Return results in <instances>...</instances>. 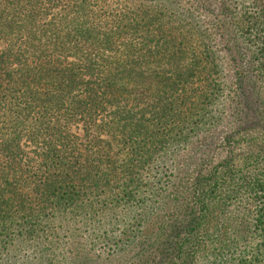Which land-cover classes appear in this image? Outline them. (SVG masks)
Returning <instances> with one entry per match:
<instances>
[{
    "label": "trees",
    "instance_id": "16d2710c",
    "mask_svg": "<svg viewBox=\"0 0 264 264\" xmlns=\"http://www.w3.org/2000/svg\"><path fill=\"white\" fill-rule=\"evenodd\" d=\"M152 1L158 3L154 8L95 13V0H0L1 230L26 217L23 189L30 175L36 177L29 185L42 199L41 208L72 209L93 194L101 197L98 204L116 203L122 194L114 192L116 176L130 174L132 165L146 166L171 138L181 147L190 131L198 135L220 124L209 112L202 117L190 112L184 120L175 114L220 99L223 87L214 85L207 93L199 80L217 58L215 38L199 16L175 14L180 0ZM193 3L194 12L205 10L204 19L224 44L239 37L250 48L249 62L264 84V0ZM228 3L241 13L231 14ZM185 28L189 36L199 33L207 50L200 46L180 69L175 66L185 36L176 31ZM237 71L244 77L242 68ZM242 119L240 133L264 135L258 129L263 112ZM258 147L249 148L241 164L229 157L189 178L182 174L189 190L179 194L174 188L163 206L145 211L140 225L154 218L152 231L129 237L114 264H264V147ZM121 154L125 164L117 166L114 157ZM129 183L134 193L128 200L141 181ZM172 184H163L162 192ZM244 200L241 214L224 218L230 205ZM251 235L256 244L249 247Z\"/></svg>",
    "mask_w": 264,
    "mask_h": 264
},
{
    "label": "rangeland",
    "instance_id": "374dc122",
    "mask_svg": "<svg viewBox=\"0 0 264 264\" xmlns=\"http://www.w3.org/2000/svg\"><path fill=\"white\" fill-rule=\"evenodd\" d=\"M219 4L217 2L214 4L215 11ZM148 5L154 8L158 3L152 0H148V3L147 0H95V13L101 8L129 13L139 6ZM178 6L175 14L179 17H182L183 13L199 16L203 22L200 24L204 25L203 29L215 38L212 43L218 51L217 58L214 65L213 63L210 67L207 65V70L199 80H204L201 81L202 86H208L207 93L209 89L214 90V85L223 87V93L216 102L212 101V105L208 103L201 105L199 102L198 109L176 110L175 114L184 120L183 115L190 112L194 113V117L198 114L202 117L209 112L212 116L221 118L220 124L198 135L190 131L186 144L181 147L174 142L175 138H171L169 142L163 143V147H157L161 151L146 166L132 165L130 174L116 176L112 181L114 192L119 190L122 192L120 196L117 195L116 203L98 204L97 200L101 197L95 199L93 194L91 200L86 197L83 203L72 209L52 210L50 206L41 208L42 199L34 185H29L36 177L30 175V180L27 179L29 184L23 189L25 201H28L26 217L7 222L4 224L5 230H1L0 226V264H114L118 248L129 237L135 236L138 230L152 231L154 218H149L140 225L139 218L145 211L157 205L163 206L162 200L170 197L174 188L179 194L189 190L191 183L181 182L182 174L189 178L196 170H203L202 166L207 170L225 162L229 157L235 164H241L249 148L264 147V135L258 132L259 130L240 133L236 129V126L242 123L243 115L247 117L254 112L264 113V84L254 70V64L249 62L250 48L235 36L224 44L217 36V32L212 29L211 21L204 19L205 10L199 9L194 12L193 0H180ZM236 6V3H228L227 7L230 8L231 14L241 13ZM167 14L170 15V11ZM176 34H182L179 38L185 36V39L180 46L183 54L175 67L186 69V64L191 60L190 57L195 50L200 46L207 50V43L199 33L195 32L189 36L186 28L178 29ZM239 67L242 68L244 77L238 76ZM242 78L245 83L239 90L242 82H238ZM200 81H196L195 86L199 85ZM192 100L194 103L197 102V95L192 96ZM191 124V119L187 118L185 126L189 125L191 129ZM263 128L264 123L258 129ZM73 131L80 134L76 128H73ZM32 149L33 146L27 147L24 153L28 154ZM118 149L116 146L115 150ZM255 152L256 150H252V153ZM123 157H125L123 154L119 155V158L114 157L117 160L115 165L123 166L125 164ZM135 177L140 179L141 184L138 192L128 200L131 192L134 193L129 182ZM169 183L173 184L162 192L163 184ZM21 186H24L23 183ZM103 197L106 199L108 195ZM171 200L165 202L166 207ZM244 203L247 201L244 200L240 205H230L223 217L241 214L246 209ZM248 208L251 206L247 205ZM23 212L16 214L17 218H21ZM247 240L249 247L256 244L253 235Z\"/></svg>",
    "mask_w": 264,
    "mask_h": 264
}]
</instances>
